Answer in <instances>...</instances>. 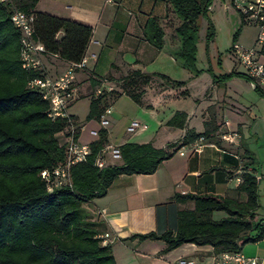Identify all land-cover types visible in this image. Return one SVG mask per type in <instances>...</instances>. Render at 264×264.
Instances as JSON below:
<instances>
[{"label": "trees", "instance_id": "trees-1", "mask_svg": "<svg viewBox=\"0 0 264 264\" xmlns=\"http://www.w3.org/2000/svg\"><path fill=\"white\" fill-rule=\"evenodd\" d=\"M39 0H11L0 3V264H115L109 245L98 237L100 224L87 219L84 205L103 197L114 181L123 175L152 174L171 153L154 148L150 143H124L118 146L120 164L95 166L101 148L107 142L106 130H98V138L89 143L86 159L69 168V186L48 192L40 177L65 161L66 144L59 135L73 126L79 137L83 124L69 114L68 119H51L49 104L41 94L28 87V82L45 75L44 69L24 70L21 67L19 33L10 22V14L20 10L32 17L33 38L42 43L45 54H55L63 62H78L85 54L92 27L80 22L37 11ZM167 11L178 24L174 35L178 41L172 56L185 68L193 69L197 40L196 19L205 15L211 0H164ZM167 16V15H166ZM116 34V39H121ZM144 40L155 50L164 42V31L155 16L143 26ZM214 28L208 22L206 40H212ZM237 35V34H236ZM236 35L233 37L235 41ZM264 53V44L261 45ZM230 75L244 77L232 71ZM181 87L182 83L158 73L130 69L116 79L89 77L90 88L101 82H114L120 91L94 96L90 92L84 122H98L103 110L119 96L125 95L137 105L142 104L145 89L152 82ZM250 82V81H249ZM264 98V91L254 88ZM186 114L175 112L165 125L183 128ZM212 114L201 134L186 130L182 143L199 136L207 138ZM215 128L212 129L214 131ZM177 203L192 202V209L178 212L174 229L132 235L138 240H162L165 254L182 244L210 246L214 254L241 251L244 244L258 242L264 235V220L255 221L258 202V180L251 173L242 175L234 196L174 195ZM213 212L225 217L212 218ZM253 235L242 238L246 232Z\"/></svg>", "mask_w": 264, "mask_h": 264}, {"label": "crops", "instance_id": "crops-1", "mask_svg": "<svg viewBox=\"0 0 264 264\" xmlns=\"http://www.w3.org/2000/svg\"><path fill=\"white\" fill-rule=\"evenodd\" d=\"M166 7L164 0H114L112 3L105 0H39L35 6L37 11L92 27L85 55H93L94 58H89L85 69L76 72L74 80H87L81 86L89 84V77L118 78L130 69L137 68L142 71L138 65L154 61L164 49L176 60L172 51L177 47L178 41L173 30L178 20L171 13L166 14ZM151 16L158 19L164 31V42L160 50L151 47L142 35L145 21ZM121 29L124 30L123 35L117 40L115 36L121 33ZM167 33L171 34L173 45L167 42ZM124 52L134 55L131 64L123 61ZM106 54H110L106 67H101ZM45 65L49 67L43 68ZM65 66L66 62L48 56L42 58V68L48 76L56 77ZM84 89L86 87L72 88L68 96L69 105L81 97L87 98L89 103L85 92H80ZM147 94L150 98H146ZM186 96L185 87H172L161 84L159 80L146 87L142 104L138 106L149 109L157 129L149 130L147 127L143 131L130 133L126 128L131 120H126L124 133L112 135L119 117L109 121L112 112L108 118L109 123L104 128L107 144L118 147L128 142L150 143L159 149L174 145L168 149L171 156L162 161L154 173L120 176L103 197L95 198L84 205L87 219L100 224L99 235L109 234L107 245L111 248L115 264H175L181 258L190 259L193 264H212L215 254L210 246L186 243L161 254L165 248L162 240L141 241L131 237L174 229L178 212L193 207L192 202H175L172 199L174 195L208 194L231 197L241 183L239 181H242V175L251 173L258 180L259 202V187L262 185L264 188V98L260 96L256 104L248 107L237 103L229 104L224 99L199 111V105L189 112L170 106L175 99ZM175 112L186 114L183 128L165 125ZM210 114L213 120L209 127V136L205 138L202 153L196 155L191 151L192 142L183 144L182 138L186 130L201 134L204 131L203 123L209 119ZM195 117L198 120L193 122ZM86 123L89 126L86 128L83 124L78 139L90 143L94 139L89 131L99 130V126L95 121ZM222 133L234 134L236 138L224 141L221 139ZM104 162L107 165H117L120 164V159L113 160L109 154H105ZM225 216L224 213L222 217ZM263 239L264 235L261 240ZM260 241L255 242L257 254L254 257L264 258V245Z\"/></svg>", "mask_w": 264, "mask_h": 264}, {"label": "rangeland", "instance_id": "rangeland-1", "mask_svg": "<svg viewBox=\"0 0 264 264\" xmlns=\"http://www.w3.org/2000/svg\"><path fill=\"white\" fill-rule=\"evenodd\" d=\"M168 13L166 9V14ZM208 22H211L214 28L213 38L209 41L206 40ZM196 27L197 40L193 69L183 67L180 61L178 59L174 60L166 49L162 50L154 61L141 63L138 67L143 72L161 73L182 83L181 87L187 89V96L175 99L172 105H170L173 108L179 107L189 112L199 105V111L201 108H206L211 103L216 104L217 101L221 102L223 99L229 104L237 103L245 107L256 104L260 96L250 86V82L242 76L230 75L232 71L240 74L244 73L243 68L235 63L234 57L230 53V47L235 43L243 48L254 47L258 49L260 47V44L256 42L258 28L243 22L239 13L231 5L230 0H211L206 14L196 19ZM170 35L167 33V42L173 45ZM235 35L236 38L233 42ZM109 56L110 54L104 56L101 67H106ZM122 59L125 64H131L134 60V55L131 52H124ZM45 67L49 66H43V68ZM84 82H87V80L74 82L72 88L78 86L86 87V89L80 90V92H85L86 95L90 92L94 93V88H90L88 83L85 86H81ZM109 83L114 90L120 91L114 82ZM103 92L107 93L106 91ZM146 98H150V95L147 94ZM108 101L109 104L111 103L110 106L113 112L109 121L111 118L119 117V122L116 121L117 123H115L112 135L124 133L127 126L124 122L126 120H135L143 123L147 125L149 130H153V128L157 129L155 119L148 112V108L138 106L125 95L119 96L113 103L110 102V98ZM87 107V98L81 97L67 108L68 113L73 115L80 124H84L86 128L89 125L87 126V123L83 120L87 113ZM197 120L198 117H195L193 122ZM72 130L74 131L73 126L66 127L59 135L60 142H66V137L71 134ZM222 216H224L223 212H213L212 214L213 219H219ZM259 219L264 220V188L262 185L259 187V209L255 221ZM251 235H253V232L249 231L242 238ZM259 243L263 246L264 239ZM241 252L246 256H255L257 254L256 244L252 242L244 244Z\"/></svg>", "mask_w": 264, "mask_h": 264}, {"label": "built area", "instance_id": "built-area-1", "mask_svg": "<svg viewBox=\"0 0 264 264\" xmlns=\"http://www.w3.org/2000/svg\"><path fill=\"white\" fill-rule=\"evenodd\" d=\"M11 0H0V3H7ZM112 3L114 0H105ZM231 5L239 13L243 22L254 25L258 28L256 42L260 44L258 49L254 47L243 48L238 44H232L230 53L234 57L235 63L243 68L245 75L248 77L251 87L264 89V53L261 52V45L264 44V0H230ZM10 22L19 33L20 52L19 59L21 67L24 70L42 69V58L44 56L58 60L55 54L46 55L42 43L34 40L32 17L20 10H14L10 14ZM262 42V43H261ZM89 58L93 55H83L78 62H66L64 70L56 77L48 75L37 76L28 82V87L37 90L42 98L49 104L48 116L51 119H68L67 111L69 93L72 91V85L75 80L77 71L86 68ZM113 89L110 83L102 82L94 88V96L101 94L103 91L109 92ZM112 114V107L107 106L100 115L97 125L99 129L105 128ZM147 126L135 120H131L126 128L130 133L138 130H145ZM89 135L96 140L98 138V129L89 131ZM236 135L222 133L221 139L232 141ZM205 138L199 136L191 143V151L200 155L204 148ZM66 158L65 161L51 169H44L40 172V177L46 184L48 192L69 186V168L70 166L80 163L86 159L90 152L89 143L81 142L74 138V132L66 137ZM109 154L111 159L119 160L120 154L117 146L104 144L97 158L95 166L103 168L107 166L104 162V155ZM182 154V153H180ZM241 182V181H239ZM101 244L107 245L108 233L98 236ZM175 264H193L190 259L181 258ZM212 264H264V258L246 256L241 251L221 252L213 256Z\"/></svg>", "mask_w": 264, "mask_h": 264}]
</instances>
